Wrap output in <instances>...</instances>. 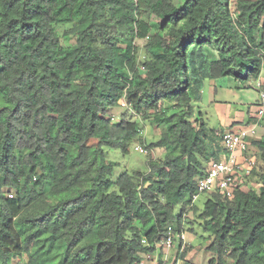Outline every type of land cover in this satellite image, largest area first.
Wrapping results in <instances>:
<instances>
[{"label":"trees","instance_id":"16d2710c","mask_svg":"<svg viewBox=\"0 0 264 264\" xmlns=\"http://www.w3.org/2000/svg\"><path fill=\"white\" fill-rule=\"evenodd\" d=\"M226 77L264 91V0H0V264H143L191 211L211 264H264V137L259 190L194 201L225 151L197 107ZM122 99L140 120L114 121ZM144 120L165 126L164 155L114 177L108 151Z\"/></svg>","mask_w":264,"mask_h":264},{"label":"rangeland","instance_id":"374dc122","mask_svg":"<svg viewBox=\"0 0 264 264\" xmlns=\"http://www.w3.org/2000/svg\"><path fill=\"white\" fill-rule=\"evenodd\" d=\"M236 2L237 0H230V9L232 12L235 11ZM150 21L154 26L153 30H157L160 20L153 17L150 19ZM60 32L62 33L63 29H61ZM61 41L64 46L72 45L75 42L74 39L69 40L63 36ZM146 41L147 39H139L137 40L136 45L143 49ZM214 83L216 84L217 89L215 91L213 90ZM236 84V81L231 77L219 78L215 80L207 79L205 81L202 94L203 100L198 104L196 117L206 121L211 129L223 130L225 128L220 124L222 117L226 114H230V117L234 116L240 119V122L237 124L241 127V129L234 130V132L241 131L242 126L244 127L245 125H253L260 121L258 124V135L252 139H261V134L263 133L264 135V127L262 128L264 124V116L262 118L257 116V111L259 110L260 106L259 88L254 86L252 89L248 90L245 89L244 86H238ZM218 101L227 102L228 105H225V111L222 109V106H218L220 105L218 104ZM110 114L113 115L114 121L116 122H119L123 115H132L134 119L140 120L136 114L127 108L124 100H121L118 106L112 108L110 110ZM249 121L251 123H249ZM141 127L142 128L139 135L135 138V141L131 143L128 152H123L120 147H116L108 151V158L117 163L113 174L114 177L124 171H147L149 169L150 159H157L164 155L161 148L155 149L156 147H153L152 144L160 139L161 134L165 131V126H158L152 121L144 120L141 121ZM140 147L147 149L148 153L140 152ZM255 147L256 146L254 145L250 147V154L258 156V147ZM225 159L226 157L221 160ZM259 163H261L260 160H258L257 166H259ZM243 179L245 183L242 185L243 189L249 190L253 188L259 190L260 185L257 183L255 177H247L244 175ZM209 196H211V193L205 192H202L198 195L195 203L199 207L200 212L203 211L204 205ZM185 220L188 221H185L186 240L187 242L191 243L195 249L190 257V263L196 262L197 264H211L210 259L215 257V253L210 251L208 247L209 243H211V240L207 239L210 233H207L203 229L202 225L200 224L201 219H199L197 212H189ZM177 243L179 244V241ZM178 244H175L169 248L168 253L166 254V258L168 259L166 260L165 264H173L176 252L178 250ZM186 246L188 247L189 244ZM169 259H171V261ZM229 259L231 258H227L225 260V264H232V261Z\"/></svg>","mask_w":264,"mask_h":264},{"label":"built area","instance_id":"2783aa9c","mask_svg":"<svg viewBox=\"0 0 264 264\" xmlns=\"http://www.w3.org/2000/svg\"><path fill=\"white\" fill-rule=\"evenodd\" d=\"M264 84V79L257 82L260 87ZM259 110L257 114L259 117L264 115V91H260ZM258 124L242 128L239 132L227 131L222 136V144L228 152V158L225 160H211L206 172L196 178L199 192H216L232 198L235 191L239 189V185L244 184V175L249 174L250 170L255 167L257 160L254 154H250L251 138L257 136ZM141 152H146L142 147L139 148ZM237 153L243 156V160L239 161ZM197 195L194 196V199ZM169 235L161 241V245L169 249L175 243V238L185 240V234H177L176 236L171 233L169 228ZM175 237V238H174Z\"/></svg>","mask_w":264,"mask_h":264},{"label":"crops","instance_id":"0c3cea01","mask_svg":"<svg viewBox=\"0 0 264 264\" xmlns=\"http://www.w3.org/2000/svg\"><path fill=\"white\" fill-rule=\"evenodd\" d=\"M236 81V80H235ZM236 85H238V86H244L245 87V89H248V90H250V89H252V87H254L253 85H254V82L253 81H250V82H247V83H244V84H242V83H240V82H238V81H236ZM250 86V87H249ZM247 87V88H246ZM213 90L215 91V90H217L216 89V84L214 83V85H213ZM218 104H220V105H218V106H222L223 108V110L225 111L226 110V107H225V105H228L227 104V102H222V101H218ZM230 104V103H229ZM221 110V109H220ZM227 112V111H226ZM230 114H226V115H224L223 117H222V120H221V122H220V124L225 128V129H223V130H220V129H215L216 130V132H218V131H220V132H225V131H234V130H239V129H241V127L237 124V123H239L240 122V119H238V118H236V117H234V116H229ZM248 123V122H247ZM249 123H251L250 121H249ZM248 123V124H249ZM264 127V124H263V126H262V128ZM242 128H243V126H242ZM262 137H264V135H263V133L261 134V137L260 138H262ZM253 145H251V147H252ZM157 148H161L162 149V152H163V154H164V152H165V149L164 148H162V147H156L155 149H157ZM256 148V147H255ZM162 154V155H163ZM227 152H225V151H223L222 153H221V159H223L224 157H226L227 158ZM243 156L244 155H242V154H240V153H237V157H238V160L239 161H242L243 160ZM189 246H192V244L191 243H189ZM179 247L180 246H178V250H177V252H176V255H175V258H174V261H173V264H197L196 262L194 263V262H191L190 263V257H191V255L193 254V251L195 250L194 248H192V250H190L187 254H186V256L184 257V258H177V256H178V252H179ZM162 248H160V247H158V248H156V250L154 251V252H152V253H149V254H147V253H144V254H142V257H143V264H165L166 263V260L168 259V258H166L167 256H166V254L168 253H166L164 250H161ZM199 253V252H198ZM170 261H171V259H169ZM211 260V259H210Z\"/></svg>","mask_w":264,"mask_h":264},{"label":"clouds","instance_id":"9594fccd","mask_svg":"<svg viewBox=\"0 0 264 264\" xmlns=\"http://www.w3.org/2000/svg\"><path fill=\"white\" fill-rule=\"evenodd\" d=\"M260 79H264V77H261ZM122 100H124V102H125V105L127 106V102H126V100L125 99H122ZM121 101V100H120ZM127 108H128V106H127ZM257 116H258V114H257ZM264 116V115H263ZM258 123V122H257ZM257 123H255V124H257ZM259 123H260V121H259ZM255 124H253V125H255ZM249 126H251V125H245L244 127H249ZM243 127V128H244ZM227 132V131H226ZM232 132H234V131H232ZM223 134V133H222ZM220 135H221V133H220ZM257 135H258V133H257ZM257 137V136H256ZM222 138V137H221ZM252 139V138H251ZM221 144H222V139H221ZM251 145H252V140H251ZM222 146H223V144H222ZM251 147V146H250ZM143 148V147H142ZM224 148V147H223ZM145 149V148H144ZM146 150V152H143V153H148V150L147 149H145ZM224 150H225V148H224ZM140 151V150H139ZM141 152V151H140ZM225 152H227L226 150H225ZM227 154H228V152H227ZM227 158H228V156H227ZM226 158V159H227ZM212 160H215V159H212ZM221 160V159H220ZM210 163V162H209ZM209 163H208V165H209ZM208 165H207V167H208ZM203 175V174H202ZM243 185V184H242ZM242 185L239 187V188H241V189H243L242 188ZM199 191V190H198ZM219 192V191H218ZM200 193H202V192H200ZM205 193H213V192H205ZM222 194V193H221ZM224 195V194H223ZM196 196V195H195ZM197 197H198V194H197ZM196 200H197V198L196 199H194V201L196 202ZM184 234H185V232H183ZM185 237H186V234H185ZM179 241V244L177 243V242ZM175 244H178V246H180L179 247V252H183L184 250H185V248L187 247L186 245L187 244H189V242H187V240H186V238H185V240H181L180 238H178V237H176L175 238V243H174V245ZM157 247H160V248H162L166 253L168 252V250L169 249H166V248H164L162 245H161V242H159L158 244H157ZM177 258L179 259L180 257H178L177 256ZM181 259V258H180Z\"/></svg>","mask_w":264,"mask_h":264}]
</instances>
